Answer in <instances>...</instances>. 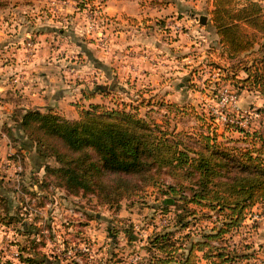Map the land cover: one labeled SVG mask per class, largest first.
I'll list each match as a JSON object with an SVG mask.
<instances>
[{"label": "trees", "instance_id": "trees-1", "mask_svg": "<svg viewBox=\"0 0 264 264\" xmlns=\"http://www.w3.org/2000/svg\"><path fill=\"white\" fill-rule=\"evenodd\" d=\"M91 2L82 0L78 6L85 7ZM237 2L210 0V26L217 37L220 56L227 63L222 80L237 91L264 95V59L253 56L264 47L261 6L257 0ZM8 3L0 0V9ZM250 54L252 57L247 59ZM93 90L103 92L98 85ZM74 106L75 119H67L53 109H27L3 128L20 160V148L32 149L33 157L41 160L38 164L42 175L28 185H35L37 192L46 195L49 186L67 194L91 193L110 209L121 198L137 195L143 187L153 186L161 176H167L174 184L166 187V193L176 198L186 213H175L167 225L170 227L147 235L142 247L147 256L135 264H197L199 260H204L203 264H237L252 256L249 246L240 251L234 247L233 252L227 245L211 243L239 229L253 205L264 204V135L258 128L249 122L245 127L228 123L225 130L236 132L239 137L220 141L215 128L205 123L204 132L193 136L196 141H191V146L188 143L191 136L186 141L182 131L169 125L172 117L156 121L147 113L139 115L136 106L107 107L101 103ZM162 106L170 114L180 108L172 102ZM227 115L236 118L234 112ZM206 119L205 115H199L201 122ZM16 130L23 135L15 133ZM20 137L27 140V147L16 142ZM183 191L188 195L181 196ZM31 194L35 196V192ZM8 205L0 198V227H11L27 237L26 246L16 244L17 259L22 264H60V260H66L52 253L45 256L37 250L44 245L42 228H49L48 224L37 227L21 222L20 210L15 209L12 215ZM187 205L216 213L220 217L218 226L202 230L201 238L194 240L187 220L194 211H187ZM30 235L33 237L29 238ZM127 240H133L128 232ZM75 254L87 264L86 252ZM0 264H7L2 260L1 249ZM67 264L78 263L70 258Z\"/></svg>", "mask_w": 264, "mask_h": 264}, {"label": "rangeland", "instance_id": "rangeland-1", "mask_svg": "<svg viewBox=\"0 0 264 264\" xmlns=\"http://www.w3.org/2000/svg\"><path fill=\"white\" fill-rule=\"evenodd\" d=\"M10 3V0H8ZM58 2H72L77 7L82 0H55ZM84 1V0H83ZM163 3V0H159ZM179 3L185 1V8L179 10L182 14H177V18L181 16L191 17L193 19L190 26L177 23V19L168 18L169 21L162 20L163 24L157 27L161 32V35L165 40L183 43H189L186 38L192 41L191 48L187 55H191L188 58L190 66L186 68V74L175 73L174 76L167 77L165 73L160 76H156L154 72L150 71L151 67L146 65V79L141 78L140 82H143V86L134 90V87H123L129 90L120 91V94H114V96L106 97L107 103L105 106L114 107L127 105V107H137L139 115L147 113L150 119L156 121L162 120L164 117H172L169 121V125H174L176 130L182 131L183 137L188 139V143L196 141L194 134L200 129L205 128V123H209L211 127H214L217 133V139L222 141L225 138L236 139L239 137L236 132L228 130L219 125V122H213V114L216 113L217 109L221 106V103L229 109V111H255L257 116L254 119H248L249 125L258 128V130L264 135V95L257 94L245 90L244 92L237 91L232 88L226 81H223V77L226 74V62L218 56L219 46L211 45L212 40L209 44L206 41L201 40L200 37L194 38L196 34L190 33V27L192 25L201 24L198 21V16L202 15L205 19L209 20V11L211 10L210 0H176ZM261 6V13L264 18V0H257ZM238 0L237 3H240ZM31 4H37L39 11L43 10L39 5H45L41 0H31ZM43 3V4H42ZM84 4V3H83ZM82 5V4H81ZM85 7H80L72 12H65V15L61 17L67 18L68 16H76L80 19L83 24L84 34L78 35L77 39L90 36L95 31L96 24L98 26V35L100 39L98 42L101 47H104L108 43L109 28H105V23L108 17L104 16L98 7L97 3L91 5L85 4ZM190 6V8H189ZM32 7V6H31ZM30 7V8H31ZM82 8V9H81ZM38 11V12H39ZM61 11V10H60ZM67 15V16H66ZM152 17V16H150ZM161 18H163L161 16ZM165 19V18H163ZM62 20L65 25L64 30H68V38L70 44H74L75 32L69 30L70 23ZM96 20V21H95ZM67 21V20H66ZM166 21V22H165ZM177 23V24H176ZM205 23V20L202 24ZM207 23V22H206ZM33 29H27L31 33L35 32L39 26H34ZM155 27V25H154ZM209 29L212 28L208 25ZM208 29V30H209ZM104 31L107 36H104ZM101 32L103 34H101ZM184 35H187L184 36ZM25 40L22 45L27 51L33 49L34 43L33 38L25 36ZM157 40H163L162 37L156 36ZM151 38V37H150ZM156 39V38H154ZM174 40V41H173ZM29 43V45L27 44ZM147 45H151L147 42ZM174 45V44H173ZM181 45V44H179ZM172 47V46H171ZM187 47V46H185ZM212 48V50H211ZM146 61L154 64L157 59L150 52V48H144ZM171 49V48H170ZM180 51H187L182 50ZM217 49V52L214 51ZM179 51V50H177ZM210 51L212 57L207 55ZM259 53L253 54L257 60L264 59V47L258 50ZM261 52V53H260ZM175 58L177 59L180 55L176 52ZM182 56V55H181ZM243 57V56H240ZM251 54L247 56L251 58ZM66 61L69 62L64 65V68L72 69L79 60L73 57H67ZM122 62L120 59L116 60L115 66ZM136 64V63H135ZM134 64V65H135ZM137 66V65H136ZM121 68V67H119ZM149 72H152L149 74ZM124 73V72H123ZM128 74V73H127ZM126 74V75H127ZM149 74V75H148ZM118 77L122 74L118 73ZM118 81H121L118 79ZM170 82V85L166 83ZM109 86V85H108ZM111 86V85H110ZM224 90H227L229 94H233L235 98H229L226 96V100L219 102L220 94ZM224 96V95H222ZM114 100V101H112ZM252 101V102H249ZM176 103L180 108L176 112L172 111L170 114L166 111L162 105L165 103ZM222 105V106H223ZM258 109V111L256 110ZM44 111V110H43ZM60 114L58 111H56ZM205 115L207 119L201 122L199 115ZM61 115V114H60ZM64 117V116H63ZM198 117V118H197ZM18 135H23L20 131H14ZM20 139V140H19ZM16 142L23 143L24 147H27L28 142L23 137H20ZM192 146V144H191ZM38 160V161H37ZM8 160L0 162V167L3 163ZM34 167L37 168H26L19 171L12 170L11 173H6L4 170H0V198L5 199L8 202L10 213L13 215L15 209L20 210V221L25 223H34L35 226H43L48 224L49 228H42V235H44V245L39 247L37 250L41 253L50 256L52 254L60 255V258H66V260H60V264H67L70 258L76 257L75 251L86 252L85 261L87 264H135L140 259L145 258L146 252L142 248L146 243L144 241L147 235H150L157 229L167 228L170 226L175 213L185 214L180 207L179 202L176 201L171 195L166 193V187L173 185L174 182L167 177L161 176L160 179L153 186H145L142 191L137 195H130L121 198L116 206L113 208H107L103 203H99L98 199L91 193H82L78 191L76 194H67L62 189L53 188L49 186L47 189L48 194H41L36 191L35 185H28L33 178L40 177L42 170L38 169L40 159L33 158ZM10 162V161H8ZM48 163L53 164L52 160ZM24 166V165H23ZM32 170L37 174H31ZM39 171V172H38ZM17 175V176H16ZM22 188L26 189L22 193ZM35 192V196L31 194ZM49 193H52L51 195ZM25 195V196H23ZM188 195V192L183 191L181 196ZM34 200H28V198ZM40 203V204H39ZM187 211L193 209L194 215H188L187 218L190 236L194 239H200L202 230H208L212 225L219 224L220 217L216 213L208 212L207 210H199L198 207L193 205L185 206ZM184 209V208H183ZM250 215L257 211V208H251ZM262 217V218H261ZM246 223V222H245ZM218 226V225H217ZM159 231V230H158ZM184 231H187L184 230ZM127 232L133 237V240H127ZM182 232V231H181ZM178 231L175 232V236H178ZM32 238L33 235L28 236ZM38 238V237H37ZM27 237L20 235L15 232L11 227H0V249L2 260L7 261V264H22L18 259L17 245L26 246ZM41 239V238H40ZM39 241V240H37ZM211 243V242H210ZM212 245L223 244L227 245L228 250L238 251L249 246L252 251V255L258 251L264 250V210L259 212L257 221H249L246 224H242L239 229L234 232H227L223 234L219 241H213ZM235 247V249H234ZM86 250H82V249ZM257 249V250H256ZM250 251V252H251ZM52 253V254H51ZM24 255V254H19ZM200 253H197V256ZM81 260V263L83 264ZM204 260H199L197 264H203ZM236 264V263H231ZM237 264H249L245 260H241ZM264 264V263H260Z\"/></svg>", "mask_w": 264, "mask_h": 264}, {"label": "crops", "instance_id": "crops-1", "mask_svg": "<svg viewBox=\"0 0 264 264\" xmlns=\"http://www.w3.org/2000/svg\"><path fill=\"white\" fill-rule=\"evenodd\" d=\"M30 1L10 0L5 8L0 9V162L8 160L13 164L18 159L25 173V167L29 170L37 168L34 167L32 149L20 148V160L16 156V147L3 130L14 123L19 113L27 109H53L67 119H75L77 113L74 104L84 107L89 103L106 105V97L128 91L129 88H126L131 85L138 86L134 90L142 87L143 82L140 81L146 79V65L151 67L150 71L156 76L170 71L165 73L167 77L175 73L186 74V68L190 67L186 66L191 56L187 53L193 40L188 36L186 39L189 43L185 40V44L168 41L157 28L163 24L162 20L169 21L168 18H177V14L184 15L178 11L185 8V1L179 3L176 0H163L161 3L159 0H92L89 5L97 3V8L108 17L109 23L104 25L109 28L108 43L104 47L98 43L97 24L90 36L82 35V38L77 39V34H84L81 18H70L72 15L61 17L65 12L72 13L76 8L80 9V6L73 4L74 1L65 4L55 0H41L45 2V5H39L44 8L41 11L36 3L31 4ZM63 19L66 24L70 23L69 30L75 32L74 44H70L68 33H65L68 30H64ZM186 19L181 16L174 20L180 24L186 20L185 24L190 26L193 19ZM207 19L204 24H198V28L192 25L190 33H197L194 38L200 37L208 44L212 40L211 45L218 46L214 30L207 28L210 25ZM32 25L39 26L34 33L27 31L34 28ZM157 35L163 40H157ZM25 36L33 38L34 47L29 52L22 45ZM104 36H107L105 31ZM147 42L151 45H147ZM145 47L150 48L152 55L157 58L154 64L146 61L144 52L148 50ZM181 47L187 51H180ZM214 51L217 52V49ZM176 52L182 56L176 59ZM220 53L219 47L218 56ZM207 55L212 57L210 51ZM68 56L79 60L73 70L64 68L69 63L66 61ZM119 59L122 62L115 66ZM118 73L122 75L118 77ZM166 83L170 85L169 81ZM97 85L102 87L103 92L93 90ZM124 85H127L126 88ZM199 132L203 133L204 129ZM38 169L42 170L40 166ZM11 171L12 168L5 170L8 174ZM30 173L37 174L33 170Z\"/></svg>", "mask_w": 264, "mask_h": 264}, {"label": "built area", "instance_id": "built-area-1", "mask_svg": "<svg viewBox=\"0 0 264 264\" xmlns=\"http://www.w3.org/2000/svg\"><path fill=\"white\" fill-rule=\"evenodd\" d=\"M29 45V43H27ZM12 81H15V79H13ZM220 98H219V102L221 103L222 101L224 102L226 100V96H229V98H235V96L233 94H229L227 92V90H224L222 94H220ZM224 95V96H222ZM223 104L221 103V106L217 109L216 113L213 114V122H219V125L224 127L225 125H227L228 123H235L240 127H245L247 122L249 121L248 119H254L257 116V112L255 111H244V112H239L236 110V112L234 111V115L236 118L231 117L229 115H227L228 112H233V111H229V109L225 106V104L222 106ZM2 169H7V168H12V170L19 171L20 165H19V160L16 159L15 163H11V162H7L3 163L1 165ZM4 170V171H5ZM17 176V175H16ZM23 193V192H22ZM24 194V193H23ZM25 196V195H23ZM28 200H34L33 198H29L27 197ZM251 208H257V211L254 212L252 215H250V211L247 212L246 216L244 217V220L242 221V224H246L249 221H257L258 220V214L259 212H261L262 210H264V204H255L253 205ZM250 208V209H251ZM262 218V217H261ZM246 222V223H245ZM82 250H86L85 248ZM257 250V249H256ZM75 262L77 263H81V259L79 255H76V257L72 258ZM246 262H248L249 264H260V263H264V250L262 251H258L257 253H255L254 255H252Z\"/></svg>", "mask_w": 264, "mask_h": 264}, {"label": "water", "instance_id": "water-1", "mask_svg": "<svg viewBox=\"0 0 264 264\" xmlns=\"http://www.w3.org/2000/svg\"><path fill=\"white\" fill-rule=\"evenodd\" d=\"M204 20H205V17H204V16H200V17L198 18V21H199L201 24L204 22Z\"/></svg>", "mask_w": 264, "mask_h": 264}]
</instances>
